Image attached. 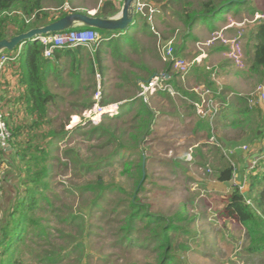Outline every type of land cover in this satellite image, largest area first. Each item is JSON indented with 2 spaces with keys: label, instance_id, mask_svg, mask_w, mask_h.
<instances>
[{
  "label": "rangeland",
  "instance_id": "1",
  "mask_svg": "<svg viewBox=\"0 0 264 264\" xmlns=\"http://www.w3.org/2000/svg\"><path fill=\"white\" fill-rule=\"evenodd\" d=\"M70 1L69 5L61 6L62 8L60 5H56V0H44L43 5L47 11L52 13L59 11L58 7L62 11H70V7V9L72 8L77 12L94 13L93 9L96 8L95 10H97L102 2V0ZM189 1L194 3L192 7H196L197 2L200 0ZM182 6L173 7V9L177 10V13L171 10L163 12L162 15L166 18L162 20L161 27L166 33L172 31L175 25L180 24L178 13L182 11ZM240 10H245V12L248 10L249 12L248 6H242ZM254 10L259 14L264 13L261 7L259 9L256 7ZM224 13L225 11L222 12V15ZM250 15L252 16L237 25L241 31L242 62L245 64L244 67L246 66L242 72L243 74H245L247 68L245 49L243 50L245 41L243 34L247 27H250L251 24L259 19L257 16L254 17L253 13ZM155 23L153 26L156 32V29L159 31V28L157 22ZM144 24H146V21L143 18L139 19L137 28L139 30L144 29ZM95 32L107 37H112L113 35L116 37L110 38V44L100 49V53H103L104 76L99 78L101 79L99 102L103 101L102 105L106 106H121L125 101L115 98L121 96V91L120 93L117 91L109 92L104 95L103 90L106 86L110 87L112 83L115 85L121 83L120 87L122 90L127 88L124 82L128 80L144 77L146 79L151 73H154V76L156 73H159L157 76L165 75L164 71L168 64L162 61L157 50V44L160 42L163 45V40L173 38L176 42L172 41V45L177 49L179 48L178 46H181V41H184L187 37L183 36V33L176 36L163 35V31L160 30L158 32L160 35L156 32L158 36H155V38L151 33L150 35H145L131 30V32L129 31L125 34L130 35L137 43L134 46L123 43V40L126 41V37L123 38L125 34H121V32L100 30H95ZM211 38L212 36L201 37L195 41L196 43L188 41L187 43L190 45L195 44V50L193 52L188 50L189 52L185 56L186 52L183 53L184 51L181 50L180 56L186 63L191 65L190 70L197 64L193 62L197 56L193 53L202 54L206 50L204 49L205 47H201V51H198L196 44L207 43ZM117 41L123 43L119 50L116 48ZM219 45H224L221 40L214 41L206 48H215ZM229 45L226 44L224 46ZM104 51H106V54ZM65 63L68 66V60ZM198 63L203 65L201 60ZM67 66L62 72L66 73L65 76L61 75V73L59 75L60 78H58L62 83L59 82L58 84L57 81L48 80L51 85H49L51 92L57 96L56 103L49 106L48 115L53 121L51 128L59 130V127L64 124L65 133L60 137L54 138V146L51 151L53 160L51 162L49 180L51 192L46 194L49 199L48 202L44 203V200L40 202L43 208L35 212V218L39 219L41 224L54 228L56 226L52 216L54 208L62 209L64 214L68 211L84 208L90 211V219L88 220H90L89 222L92 226L90 227L91 234L86 240L87 258H84L81 264H156L157 254L153 251V244L145 245V242H139L144 241V238L150 235L148 231H142L139 235L134 234L132 239L138 244L133 247H129L127 244L122 245L118 241V227L121 224L122 213L127 211L126 207L123 208L121 204L136 196L134 190L136 182H139L138 165L141 153L144 157L142 163L144 162L145 178L141 184V189L137 193L139 204L149 207V211L152 214L163 215L167 218L180 216L182 220H176L175 225L185 230L170 232L174 251L179 256L171 264H244L245 261L241 259L245 242L243 231L235 224L229 225L230 223L226 222L221 216L222 206L220 201L227 195L225 191L228 188V184L218 183L215 178V172L224 164L227 165L229 163L231 167L236 168L234 176V183L236 184L237 181L235 180H238V175L242 174V171L238 170L240 162L237 161L240 155L247 153L248 159H252L249 156V153L252 152L258 155V159L263 156L264 140L261 143L252 142L250 138V135H252L250 131L254 129V125L240 124L236 127H231L233 122H237L242 118L237 113H234L236 115L233 117L228 116L229 110L223 112L228 116L226 120L219 118L220 112L212 119H201L211 125L213 130L210 131V136L212 135L213 137L211 136V139L207 135L205 137L203 132V134H199L203 137L196 139L200 143H197V146L199 145L198 151H196V156L194 155L193 157L191 150H194V144L193 141L188 140L189 130H187L188 124L186 123L197 124L199 117L195 109L187 106L180 100V97L171 96L166 92L170 98L162 96L157 98V95H155V98L149 100L147 107L155 109V111H152L156 116L153 120L154 131L161 126L160 121L166 120L162 118L163 116L160 113H168L170 116L166 115V118L171 119V123L169 122V125L166 123V126H161V130H157L152 136H149L142 143L140 150L125 153L111 159L110 155L115 153L119 143L129 147L133 146L131 140L133 133L129 132L132 124L129 118L136 111L131 113L130 116H121V119L110 120V117L101 119L97 117L96 121L90 120L87 118L90 108L83 110L81 103L85 102V99H90L93 103L97 91L96 80L98 79V72H94L91 75L87 67L83 66L80 71L79 82H75L74 77L69 74ZM168 66L170 67L169 73H173L175 76L178 75L172 65ZM198 68L199 78L201 75L205 78L207 76L205 73L207 72L212 73L211 70L207 69L201 72V66ZM186 75L182 76V78ZM214 76L215 79L218 78L216 72ZM151 77L149 78L151 79ZM258 81L254 84L252 95H247L248 91L238 92L237 94L240 96L232 95V98L234 97L237 100L234 102V104H237L236 106L234 105L235 109L240 111L246 105H255L259 107L257 109L260 111L263 110L262 102H264V97L256 96L261 91V84ZM209 85V83L205 82L204 85H198L194 89H197V93L208 91L210 95H214L212 87ZM217 87L219 86L217 85ZM134 89V87H130L129 95L134 93ZM241 98L246 99L245 102L247 104H244V101L242 103ZM215 102L217 103L216 100ZM177 113H182L183 118L176 115ZM136 116L134 115L133 117ZM140 122L141 119H138L135 124L139 125ZM100 126L105 129L103 134H90L92 128ZM122 132H124V135H122ZM112 137H116L117 140L109 142L108 140ZM215 141L220 147L219 153L216 150L217 146H214L215 148L211 146L217 145ZM243 146H246L247 151L239 150V147ZM261 149L263 150L260 152ZM221 156H223L222 161ZM1 157L0 159L2 160L0 162L4 161L6 163H12V159H14L10 153ZM108 159L110 160L108 161ZM99 161H103V164L93 172L85 173L78 168L79 162L95 164L99 163ZM12 171L11 173L14 175ZM4 173H6L4 170H0V175ZM7 178L0 177V180ZM98 178L102 180L107 190L104 192V199L100 202L104 210L96 213L98 209H95L93 213L94 208H91V201L94 195L89 193L80 194L78 189L87 182L96 181ZM2 185L7 187L10 184L6 180L0 182V187ZM108 188L110 189L108 190ZM74 233L77 234V230H74ZM255 257L258 256H254L252 260H255ZM72 263H75V261H72ZM259 264H264V262Z\"/></svg>",
  "mask_w": 264,
  "mask_h": 264
},
{
  "label": "trees",
  "instance_id": "2",
  "mask_svg": "<svg viewBox=\"0 0 264 264\" xmlns=\"http://www.w3.org/2000/svg\"><path fill=\"white\" fill-rule=\"evenodd\" d=\"M43 1L0 0V41L34 28L43 27L68 14L77 12L70 7V11L60 10L64 5H69L70 0H56V5L62 7H58L59 11L54 13L46 10ZM121 1L102 0L97 10H95L96 8L93 10L97 16L111 18L119 13ZM142 1L159 6L162 13L167 10L177 13L173 7L183 5L182 11L178 13V21L182 27L187 29L197 21L215 17L229 8L236 7L238 9L245 6L249 0H200L196 7H192L193 3L189 0ZM78 13H86V11ZM139 19H141L140 16H136L137 22ZM137 22L136 26L131 29L137 28ZM144 25L148 31L151 30L147 23ZM98 35V44L101 45V48L110 44V37L103 36L99 32ZM124 37H126V41L123 40V43L137 45L130 35L125 34ZM246 37L247 45H251L250 48L245 46L246 53H250V58L247 59V71L255 76L264 87V19L255 22L247 31ZM117 43L116 48L119 50L123 43L120 41ZM64 50H66L65 60L67 61V57L71 58L69 74L74 77L75 82H79L83 66L87 67L91 75L94 72H98L99 77L103 75V53H100V49L94 55L85 57L81 56V52H86L83 47H76L75 51L71 52L68 49ZM57 51H54L51 57L45 58L42 46L36 43L24 45L18 58L19 67H6L7 71L2 74L0 103H2L5 120L11 134L9 152L14 159H12V163L0 162V170L6 172L0 177H8L0 182L7 180L10 184L7 187L3 185L0 187V264H71L72 261H75L72 264H81L84 258H87L86 240L91 234L90 227L92 226L88 220L90 211L79 208L64 214L62 209L54 208L52 210V216L56 223L54 228L41 224L39 219L35 218V212L43 208L40 202L42 200L44 203L48 202L46 194L51 192L49 180L54 138L65 133L64 124L59 127V130L51 128L53 121L48 115L50 104H55L57 99V96L51 92L48 83L51 73H55L58 69L56 66ZM8 71H13L11 73L13 77L19 76L18 83L22 88L19 94H11L6 79ZM165 72H170L168 65ZM151 76H154V73L149 74L145 80L150 79ZM182 96L188 100H197V96L194 94L190 95L184 92ZM241 100L242 103L244 101V104H247L246 99L241 98ZM84 101L81 103L83 110L92 107L93 103L90 99ZM103 103L101 101V104ZM190 107L193 109L191 105ZM257 108L259 107L255 105H246L237 112L242 119L233 122L231 127L240 124L254 125V129L250 131L252 135L249 133L251 141L261 143L264 140V105L262 111ZM119 109L121 110L120 114L110 120L121 119V116H130L136 111L134 115L137 116L133 117V115L130 117L131 119L129 118L132 124L129 132L133 133L131 135L133 146L129 147L119 143L115 153L110 155L111 159L140 150L142 143L152 135V125L155 119L152 110L137 100L135 95L119 106ZM138 119H141V122L136 125L135 122ZM104 132L105 129L102 126L90 130L91 135L94 133L100 135ZM111 140L117 139L112 137L108 141L111 142ZM218 149L220 151V148ZM5 151L0 149V158ZM249 156L258 155L252 152L249 153ZM139 158V182H136L134 190L136 196L121 204L123 208L126 207L127 211L122 213L123 217L118 227V241L122 245L127 244L129 247H133L138 244L132 239L134 234L139 235L142 231H148L150 235L145 237L144 241L139 242H145V245L153 244V251L157 254L156 264H171L179 256L174 251L170 232L185 231L182 227L175 225L176 220L182 219L180 216L167 218L163 215L152 214L149 207L139 204L137 193L145 178L141 153ZM102 162L99 161L95 164L79 162L78 168L89 173L98 169L103 164ZM249 164L250 162H248ZM233 172L234 169L227 163L216 170L215 178L220 183H228L232 180ZM245 177L246 193L240 192L235 186L230 187L225 198L220 201L221 216L230 223L229 225L235 224L243 231L245 242L241 259L245 261L244 264H259L264 262V154L258 159L252 170H245ZM106 190L107 187L100 178L87 182L78 189L80 194L94 195L91 201V208H94L93 213L95 209H98L96 213L104 210L100 202L104 199ZM247 199H249V204L246 203ZM74 230H77V234H73ZM254 256L258 257L252 260Z\"/></svg>",
  "mask_w": 264,
  "mask_h": 264
},
{
  "label": "crops",
  "instance_id": "3",
  "mask_svg": "<svg viewBox=\"0 0 264 264\" xmlns=\"http://www.w3.org/2000/svg\"><path fill=\"white\" fill-rule=\"evenodd\" d=\"M151 5H153L155 8H157L159 10V13L154 17V24H156L155 22H157V26L159 28V31L162 30L163 35L167 34V35H175L176 36V35H181L183 33V36H187L184 39V41H181V46H178L179 48L176 49L179 55H180L181 50L184 51L183 53L186 52L184 54V56L189 51L193 52L195 50L194 49L195 44L190 45L189 43H187L188 41H194L195 42V41H197L198 38L205 37V36H213L216 33L223 35L225 38H233L237 34H239V33L241 34V31L239 30L240 27H238L237 25H239L241 22L247 20L248 17L252 16V15H250L251 13H253L254 17L261 15L263 18L258 19L259 21L264 19V13L259 14V13H256V11H255L256 9L254 10V8H256V7H258V9L261 7L262 11H264V0H249L247 5H245V6H248L249 12H248V10L245 12V10L241 11L240 8L237 9L236 7H232V8L225 10V13L223 15L221 12L215 17L206 18V19H202V20L197 21L191 28L186 29V28L182 27L181 24H179V25H175L172 28V31H169L168 33H166L165 30L161 27V22H163L162 20H165L166 17L164 15H162L163 13H162V10L159 8V6H156L154 3H151ZM120 7H121V4H120ZM246 16H247V18H246ZM258 20L256 21V23L259 22ZM138 24H139V21L137 22V26H138ZM254 24H255V22L253 24H251L250 27H252ZM144 27H145V25H144ZM250 27H247L248 29L246 28L244 31V34H243V37L245 36V41L243 43V46H244L243 50L245 49V46L247 45L246 34H247V31L249 30ZM154 29H155V27H154ZM131 30L141 32L145 35L146 34L150 35V33H151L154 37L156 36L153 34V32H151V30L148 31L147 28H144L142 30H139L138 28L129 29L125 33L129 32V31L131 32ZM159 31L156 29L157 33ZM125 33H121V34H125ZM110 38H116V37L113 35ZM168 40L175 41L173 38H171V39L163 40L164 41L163 43H166ZM243 40H244V38L242 39V42H243ZM247 46L250 48L251 45L248 44ZM84 49L88 54L94 55L96 53V51H99L98 49H101V45L97 44V46H94L92 49H86V48H84ZM204 49H206V50H205L202 58L200 59L201 64H203V65H200L199 63H197L196 66L191 68V70L189 69L190 71L187 73V75L185 77H183L184 81H183L182 77H179L178 75H176L177 77H179V78H177L175 76V74H173V73H168L167 79H168L169 84L175 89V91L179 92L180 95H182V93L185 92L187 94H190V95L194 94L196 96V94L193 92L194 88L198 87V85H204L205 82L209 83L210 84L209 86L212 87V92L214 94V95H212V97L215 98L214 100H216L217 105H219V112H220L219 118L221 120H226L228 118V116L233 117L236 115L234 113L238 112V109H235V106L237 104H234V102H236L237 100L234 97L232 98V95L233 96H235V95L240 96L237 93L241 92V91H248L247 95H252V93L254 92L253 91L254 84H255V82H257L258 79L255 76H252L247 71L248 66L246 68L245 74H243L242 72L244 71L245 68L244 69H238L231 61L227 60L224 56V52H225L224 46L219 45L218 47H215V48H211V47L206 48L205 47ZM68 50L70 52L75 51V48L68 49ZM65 51L66 50H58L56 52V56H57V65L56 66L58 67V69L56 70L55 73H51V76L49 78V80H51V81H57L58 84H59V82L62 83L60 81V79L58 80V78H60L59 75L62 72H64V69L67 66L65 63L66 60L64 58V56L66 54ZM86 52H84V51L81 52V56L85 57L87 54ZM104 53L106 54V51ZM193 54H195V56L197 55L196 57H198L200 55V53L199 54L193 53ZM244 54H245V60H246L245 62L247 63V59L249 60V58H250V53H246V51H245ZM67 60H68V66L67 67H68V70L70 72L69 62L71 61V58L67 57ZM9 66L10 67L11 66H13V67L17 66V68H18L19 67L18 60L13 64H9L7 67H9ZM199 66H201V72H204L207 69V70H211L212 73L207 72V73H205L207 75L205 78H203L202 75L199 78V75H200L199 68H198ZM6 71H7V69L5 70V72ZM215 72L217 73V77H218L216 79L214 76ZM11 73H13V71H8L6 73V79H7V82L9 84V88L11 89V94L12 95L19 94L22 91V88H20L19 83H18L19 76L17 74V76H18L17 78L13 77ZM164 73H166V72L164 71ZM65 74L66 73H62L61 75L65 76ZM158 74L159 73H156L155 75H158ZM102 76H104V74ZM139 81H145V77L144 78H134L133 80H128V81L124 82V84L126 85L127 88L122 89V90L120 87L121 83L116 84V85L114 83H112V84L110 83L111 84L110 87L106 86L104 88L103 94L105 95V94H108L109 92H116V91L118 93H120V91H121V93H122L121 96L115 97V98L125 100L124 101V103H125L130 98H133V95H135L136 90H137L136 84ZM96 82H97V80H96ZM132 82H133V84H132ZM258 82L261 83L260 81H258ZM99 84L101 86V79L99 81ZM103 85H104V81H103ZM217 85L219 87H217ZM130 87L135 88L134 93L132 95H129L130 94ZM260 87H261V91H260V93H257L256 96L257 97H264V87H263V85H260ZM0 94H2V93L0 92ZM247 95H245V96H247ZM110 96H112V95H110ZM158 96L170 98L169 95H167L166 93H159V94H157L156 97L158 98ZM186 97H188V96H186ZM153 98H155V97H152L150 100H152ZM184 99H185V97H184ZM180 100L182 102H184L187 106L190 107L189 103L186 100H183L181 98H180ZM191 101H193V100H191ZM124 103H122V104H124ZM262 104L264 105V102H262ZM150 109L152 111H155V109H153V108H150ZM226 110H229L228 116L223 113ZM120 112H121V110L119 109V114H120ZM160 114L163 116L162 118L166 119L164 121L157 120V121L161 122V126L162 127L166 126L165 125L166 123L169 125V122L171 121V119H167L166 115H168V116H170V115L168 113H166V114L160 113ZM176 115H178L180 118H183L182 113H177ZM73 117H75V116H73ZM202 120L199 118V122L197 124H193V125H191V122H190V124L188 122L186 123V124H188L187 130H189L188 136H187L188 140L193 141V144H194V146H193L194 150H191L193 157L196 154V151H198L199 145L197 146V143H200L197 140L200 139L201 137H203L202 135H199V134L204 133L205 137L207 135V137L208 138L210 137V139L213 137L212 135H211L212 137L210 136V131L213 130L211 125L208 122L202 121ZM178 122H179V119H178ZM161 126L159 127V129H156V131H154V127L152 125V135H153V133L157 132V130H161V128H162ZM205 143H207V142H205ZM211 146H213V148H215L214 147L215 145H211ZM216 150L218 152L219 149L217 148ZM262 150L263 149H261L260 152ZM9 153H10L9 149L4 152V154H9ZM193 157H192V159H193ZM248 158H249L248 154L243 153V155H240V158L237 160L240 162L238 170L242 171V174L238 175V180H235V181H237L238 184L242 183L243 180H245V178H246L245 177V170L247 171L248 162H250V159H248ZM221 161H222V159H221ZM233 169L235 170L236 168H233ZM218 183H220V182H218ZM220 184H225V185L228 184V188L225 191L226 193H228L230 187H233L235 183L232 179L228 183H220ZM246 191H247V182L245 180V187H244L243 193H246ZM247 200H249V199H247Z\"/></svg>",
  "mask_w": 264,
  "mask_h": 264
},
{
  "label": "built area",
  "instance_id": "4",
  "mask_svg": "<svg viewBox=\"0 0 264 264\" xmlns=\"http://www.w3.org/2000/svg\"><path fill=\"white\" fill-rule=\"evenodd\" d=\"M159 13V10L155 8L151 4H147L142 0H137L135 5V14L136 16H140L146 23L150 26L151 31L154 35L158 36L154 29V17ZM257 18H263L262 16H257ZM241 34H237L233 38H225L221 34H214L207 43H197L196 48L198 51H201V47H206L214 41L221 40L224 45L230 44L225 47L224 56L227 60L231 61L238 69H244V65L242 62L243 55L241 53V45H240ZM99 42V35L93 29L90 28H75L69 31H64L60 33L43 35L38 38L32 39L28 42V44H38L43 47V56L45 58H49L52 56L54 51L64 50V49H73L76 47H83L86 49H92L94 46H97ZM22 46H19L12 52L3 51L0 53V83L2 74L5 72L6 67L9 64L15 63L19 55L21 53ZM157 50L160 53V57L163 62H167L168 65H172L179 76H184L189 72L191 67L190 64L186 63L184 59L178 54L176 48L172 45V40L163 43V45L159 42L157 44ZM204 52L200 54L198 57L194 59L193 62L198 63L202 58ZM181 74V75H180ZM97 91L95 93V97L93 100L92 107L88 110V117L92 121H96L98 118L103 117H115L119 115V105H102L100 100L101 91H100V77L97 75ZM168 73L162 76H154L152 79H148L145 81L137 82V90L135 94V98L139 100L141 103L148 105L149 100L159 93H169L171 96H178L183 100H186L197 113V116L200 119H212L219 113V105L215 102V98L209 94L208 91L204 93H197V89H194L193 92L197 96L196 101L184 99L179 92L175 91V89L168 82ZM11 138V134L8 128V125L5 120L4 112L2 109V103H0V149L8 150L9 149V141ZM215 146L218 147V143L215 141ZM220 148V147H218ZM239 150L247 151L246 146L239 147ZM226 154H228L226 152ZM250 159V164L247 167V170L250 171L253 169L254 165L258 161L257 156H253ZM235 176V170L233 172V181ZM235 187L238 188L240 192L244 191L245 180H243L240 184H235ZM246 203H250L249 200H246Z\"/></svg>",
  "mask_w": 264,
  "mask_h": 264
},
{
  "label": "water",
  "instance_id": "5",
  "mask_svg": "<svg viewBox=\"0 0 264 264\" xmlns=\"http://www.w3.org/2000/svg\"><path fill=\"white\" fill-rule=\"evenodd\" d=\"M136 2L137 0H122L119 13L111 18L97 16L95 11L94 13L75 12L68 14L43 27L34 28L10 39L0 41V53L3 51L12 52L19 46L27 45L30 40L40 36L69 31L75 28L125 33L136 26Z\"/></svg>",
  "mask_w": 264,
  "mask_h": 264
},
{
  "label": "bare ground",
  "instance_id": "6",
  "mask_svg": "<svg viewBox=\"0 0 264 264\" xmlns=\"http://www.w3.org/2000/svg\"><path fill=\"white\" fill-rule=\"evenodd\" d=\"M76 119V118H75Z\"/></svg>",
  "mask_w": 264,
  "mask_h": 264
}]
</instances>
